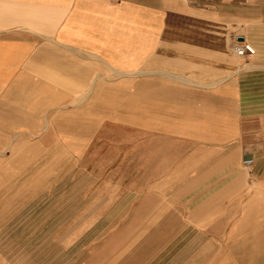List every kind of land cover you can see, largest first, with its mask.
<instances>
[{
	"label": "crops",
	"instance_id": "obj_1",
	"mask_svg": "<svg viewBox=\"0 0 264 264\" xmlns=\"http://www.w3.org/2000/svg\"><path fill=\"white\" fill-rule=\"evenodd\" d=\"M0 244L264 264V0H0Z\"/></svg>",
	"mask_w": 264,
	"mask_h": 264
},
{
	"label": "built area",
	"instance_id": "obj_2",
	"mask_svg": "<svg viewBox=\"0 0 264 264\" xmlns=\"http://www.w3.org/2000/svg\"><path fill=\"white\" fill-rule=\"evenodd\" d=\"M232 48H233L234 52L240 57H244V56H247L250 54H254L256 52L255 46L251 42H249L248 40L243 39V38H237L234 41ZM253 162H254L253 158L244 159V164L246 166L252 165Z\"/></svg>",
	"mask_w": 264,
	"mask_h": 264
},
{
	"label": "rangeland",
	"instance_id": "obj_3",
	"mask_svg": "<svg viewBox=\"0 0 264 264\" xmlns=\"http://www.w3.org/2000/svg\"><path fill=\"white\" fill-rule=\"evenodd\" d=\"M233 57H234V59H235L236 61H238V60H239V56H238L237 54H236V55L234 54V56H233ZM2 245H3V244H0V246H2ZM0 260H1V258H0Z\"/></svg>",
	"mask_w": 264,
	"mask_h": 264
}]
</instances>
